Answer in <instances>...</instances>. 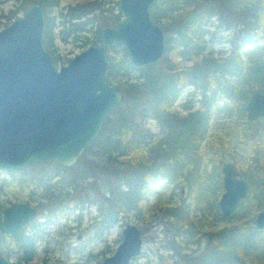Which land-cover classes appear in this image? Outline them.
<instances>
[{
  "label": "trees",
  "instance_id": "obj_1",
  "mask_svg": "<svg viewBox=\"0 0 264 264\" xmlns=\"http://www.w3.org/2000/svg\"><path fill=\"white\" fill-rule=\"evenodd\" d=\"M32 1L12 0V8L0 15V28L8 25ZM41 2L46 9L43 42L55 64L59 57L55 47L57 37L66 40L74 32L85 30L89 32L83 40L87 47L99 42L102 27L113 25L121 18L119 12H112L111 17L103 15L105 0L77 3L60 10L59 0ZM109 2L115 10L117 0ZM59 17L63 18L61 26L56 24ZM151 17L156 22L165 20L163 27L168 33L165 52L174 51L181 62L172 63L162 58L157 64L137 68L130 63L126 53L120 59L109 56L106 75L109 83L122 91L123 100L106 117L98 137L84 152L93 149L94 160L85 159L83 154L77 163H87L106 180L118 182L117 187L110 188L108 195L102 194L103 203L113 220L121 216L127 221V214L142 218L148 198L159 191V182L163 178L172 182L184 179L188 182L192 203L202 213L214 210V218H246L235 225L210 232L202 255L192 257L189 264H264V229L257 230L252 226L254 213L264 210V119L250 123L245 119L244 109L254 91L264 93V0H159L152 8ZM212 17H215L216 24L209 33L208 42L221 41L222 37L218 35L221 27L226 30L232 26L238 28L230 40L232 49L221 59L214 58L212 49L207 51V42L203 39L208 33L205 26ZM92 23H98V26L95 29L89 27ZM56 27H62L58 33L54 32ZM243 45L248 47L241 54L239 49ZM113 48L115 46L107 51ZM133 71L138 72L135 81H124L123 78ZM188 86H193L199 93L200 106L192 109L191 105L185 104L183 106L188 112L182 113L174 108V103ZM219 92L229 104L219 106L216 98ZM220 113L234 116L231 126H223L229 143L234 149L239 148L241 153L252 154L258 167L256 174L245 172L249 193L229 218L221 215L215 196L222 182L212 186V179L219 172L202 171L200 167L204 157L201 146L209 130L210 117ZM148 119L156 121L161 130L159 135H154L145 126ZM224 145L225 141H213L208 149L214 146L216 150L224 149ZM51 163L58 167L55 162L35 163L21 170L4 172L11 179H16L36 169L35 175L40 176V173L48 174L45 168ZM54 172L58 176L57 170ZM46 177L47 181L52 178ZM43 179H31L35 193L31 192L21 200L33 203L41 211L45 209L42 201L49 200L48 194L60 182L46 185ZM13 182L21 183L18 179ZM4 186L5 183H0V213L6 204H12L4 196ZM37 190L48 197H35ZM186 208L187 203L183 201L166 208L164 215L177 219V234L190 237L196 233L198 223L186 217ZM48 221L46 224L51 223ZM39 226L33 223L26 232L9 236L16 261L28 264L35 257L36 240H41L43 233ZM5 239V233L0 232V253L8 259L13 253L8 251L9 246L4 245ZM178 247L184 249L186 242H180Z\"/></svg>",
  "mask_w": 264,
  "mask_h": 264
},
{
  "label": "water",
  "instance_id": "obj_2",
  "mask_svg": "<svg viewBox=\"0 0 264 264\" xmlns=\"http://www.w3.org/2000/svg\"><path fill=\"white\" fill-rule=\"evenodd\" d=\"M159 0H117L121 18L100 30L98 43L88 45L57 67L43 42L46 9L33 0L21 14L0 28V171L55 162L74 166L101 132L106 117L119 107L122 91L109 83L108 48L122 45L137 68L157 64L166 48V31L151 17ZM250 123L264 119V93L254 91L244 105ZM223 191L218 208L232 216L249 193L248 182L231 162L221 168ZM37 215L24 202L6 206L0 231H20ZM254 228L264 229V210ZM142 250L141 232L127 224L122 240L100 264H131ZM0 264L9 262L0 254Z\"/></svg>",
  "mask_w": 264,
  "mask_h": 264
},
{
  "label": "rangeland",
  "instance_id": "obj_3",
  "mask_svg": "<svg viewBox=\"0 0 264 264\" xmlns=\"http://www.w3.org/2000/svg\"><path fill=\"white\" fill-rule=\"evenodd\" d=\"M93 1L96 0H59L58 9H65L77 3ZM12 6V0H0V15L6 14ZM102 10L105 11L103 15L106 17H111L112 12H117V8L114 10L109 0H105ZM62 23V17L56 19L58 26H61ZM157 23L163 26L165 20L162 19ZM215 24L216 19L212 17L210 23L205 26L208 33L204 35L203 39L207 42V51L212 49L214 58L221 59L232 49L233 44L230 40L233 34H236L238 28L232 26L226 30L221 27L218 30V35L222 37L221 41L211 43L210 41L208 42V39H210L209 33L214 30ZM90 25L89 27L95 29L98 23ZM61 28L56 27L54 32L58 33ZM88 35L89 32L80 30L68 36L66 40L57 37L55 47L59 57L56 66L67 64L74 55L85 49L83 40ZM74 36L77 37L75 38ZM167 36L168 33H166ZM259 44H262V41ZM247 47V45H243L239 52L243 54ZM123 53H125L123 46L116 45L115 48L108 51V56L120 59ZM162 58L172 63L181 62V58L177 57L174 51L165 52ZM137 74L138 72L133 71L128 77H124L123 80L129 79V82H134ZM199 98L200 95L194 91L193 86H188L176 99L174 108L182 113H187L188 109H185L183 105H191L192 109H196L200 106ZM216 98L219 106L229 104L221 92L217 94ZM233 119V115L225 113L210 117L209 130L202 142L201 151L204 153V157L200 162L201 170L219 172L217 176L214 175L212 186H215L216 182L221 181V168L227 162L235 164L240 177L244 179L245 172L256 174V169L258 168L252 154L241 153L239 148L236 150L229 143V138L225 135L223 126H231ZM145 126L154 135L161 133L160 127L153 119H148ZM213 141H225L224 149L216 150L215 146L208 149V145ZM232 155L235 156L232 157ZM84 157L88 160H94L93 149L84 153ZM86 164L77 163L72 167L64 168L59 167V165L56 167L51 163L45 168V172L48 174L40 173V176H38L35 175L36 169L27 171L24 175L16 178L20 180V184L13 182L16 179H11L4 171L0 172V183H5L4 196L8 197L12 203L22 202V198L28 197L29 193H35L33 191L35 185L30 181L31 179L35 181V178L42 177L46 185H55L60 180L48 194L49 200L42 201V205L45 207L43 211L36 208L33 203L29 204L37 209V223L42 224L48 220V222H51L47 225H40L39 229L43 230L42 239L36 242L37 252L31 264H100L106 257L114 253L122 240V230L127 224L137 226L142 237L141 253L131 260V264H189V260L192 257L196 258L202 255L210 232L220 227L235 225L246 219L238 216L230 219L214 218L212 216L214 210L211 213H202V211L195 208L188 195V182L182 178L174 182L163 178L159 182V191H156L148 198L142 218L127 214V221L121 216H116L115 220H113V216L109 215V210L107 211L105 207L106 204L103 203L102 194L108 195L109 193L107 192L110 191V188L117 187L118 182L106 180ZM54 170H57L58 176L54 175ZM45 175L52 176L51 180L47 181ZM222 191L223 188L221 186L217 194L215 193L217 200L220 198ZM48 195H45L41 190H37L35 197L46 199L45 196L48 197ZM183 201L187 203L186 217L198 223L196 233L190 237L177 234V219L175 217H165L164 215L166 208L174 204H180ZM164 203L165 205H163ZM161 206H163L162 209L160 208ZM257 212L254 213L252 226L254 225V218ZM5 241L6 246L10 247L8 251L13 253L8 260L14 262L15 249L11 239L6 238ZM182 241L186 242V247L179 249L178 245ZM174 246L176 249H173Z\"/></svg>",
  "mask_w": 264,
  "mask_h": 264
},
{
  "label": "flooded vegetation",
  "instance_id": "obj_4",
  "mask_svg": "<svg viewBox=\"0 0 264 264\" xmlns=\"http://www.w3.org/2000/svg\"><path fill=\"white\" fill-rule=\"evenodd\" d=\"M260 119H263V118H260ZM259 120V119H258ZM257 121V120H256ZM247 181V180H246ZM248 182V181H247ZM249 184V183H248ZM249 190H250V186H249ZM8 206V205H7ZM35 208V207H34ZM4 209V208H3ZM36 209V208H35ZM37 210V209H36ZM1 213H2V211H1ZM1 213H0V215H1ZM231 217V216H230ZM36 218H37V215H36V217L30 222V223H28L26 226H24L20 231H17V232H22V231H25L26 232V230L30 227V225H32L33 223H35V224H38V225H47L46 224V222H43L42 224L41 223H37V221H36ZM229 218V217H228ZM40 227V226H39ZM0 232H2V231H0ZM17 232H15V233H17ZM3 233H5V236H6V238H9V236L10 235H13V234H15V233H13V234H9V233H6V232H3ZM6 240V239H5ZM39 241V239H37L36 240V242H38ZM6 242V241H5ZM5 246L7 245L6 243L4 244ZM36 252H37V244H36ZM1 254V253H0ZM1 256L3 257V255L1 254ZM36 256V255H35ZM4 258V257H3ZM35 258V257H34ZM34 258L28 263V264H31V262L34 260ZM133 258H135V257H133ZM132 258V259H133ZM5 259V258H4ZM5 260H7V261H9L8 259H5ZM9 262H11V261H9ZM14 262H18V261H14ZM11 263H13V262H11ZM19 263H21V262H19ZM22 264V263H21Z\"/></svg>",
  "mask_w": 264,
  "mask_h": 264
}]
</instances>
